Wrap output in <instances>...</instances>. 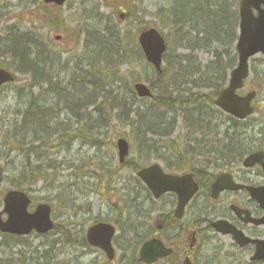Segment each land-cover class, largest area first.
<instances>
[{
    "label": "rangeland",
    "instance_id": "374dc122",
    "mask_svg": "<svg viewBox=\"0 0 264 264\" xmlns=\"http://www.w3.org/2000/svg\"><path fill=\"white\" fill-rule=\"evenodd\" d=\"M227 1L229 2V0ZM164 3L165 0H68L63 7L51 9L46 8L47 5L43 3V0H0V63L6 68L10 66V70L17 72L16 83L0 89V169L4 168L5 164H10L9 168H11L12 163H14L15 167L24 170L27 165L26 154L15 151L10 155L9 152L14 150V146L13 144L8 146L5 138H3V132L9 127L13 128L16 124L20 127L19 122L22 121L20 116L24 114L28 101H30L28 99L30 96L23 98L21 94L24 88L33 82L31 73L19 71L20 60L14 57V54H10L8 45L12 39L10 38L12 34H15V36L24 35L26 39H30L31 41L27 42L29 50L35 49L32 43L34 40L42 51L49 50L53 54H55L54 52L61 53V56H55V62L62 58V64L69 59L67 57L68 52L77 47L79 38L83 37L82 34L89 30L100 32V38L105 41L104 43H108L117 50L115 55L117 61L114 66H102L110 68L99 69V72L103 74L105 72L108 74L114 73L115 78L118 79L112 87L106 85L104 89L109 95L116 96L117 100L122 102L123 105L125 104L126 107L122 111L113 110L112 105H107L101 107L100 113L92 115V123L90 121L88 123L91 126L97 124V126L102 127L101 135L99 134L100 139L97 140L100 141L102 146L100 150L94 145H90L84 135L85 123L82 122L81 115L86 112L77 114L79 122H77L76 130L71 129L70 135H72V138L60 139L59 142H54L53 146L48 147V149L40 150L38 146L41 143L39 142L33 144V146L27 143L23 147L25 150L37 148L31 155L34 165H38L39 162L41 164L47 159L45 156L36 159L34 153L37 154L38 152L48 157V163H57L58 170L49 169L43 179L35 184L28 185V192L32 195L34 203L30 209L33 210L40 202L50 204L57 229L61 228L69 234L70 242L67 236H62L53 231L41 236L33 233L19 240L11 238L5 240L0 234V264H100L104 260V256L99 249L89 247L83 249L80 245L82 236L86 235L87 228L96 219L112 222L118 228V234L114 242L117 249V259L114 264H129L132 258L138 255L139 243L134 239L126 240L124 236L126 233H123V231H130L129 228L137 227V232L143 236L141 238L147 237L149 235L147 230L150 225L149 220L152 216L160 214L161 211L148 206V203L140 206L147 199V191L140 187L142 185L139 184L134 172L119 165V155L114 144L116 138L126 134L131 149L130 159L134 162V165L138 164L140 166L141 164L149 166V164L156 162L166 168L169 165L167 161L156 160V156H159V150L167 147L170 141L175 146H182L181 152H189L186 149L187 146L190 151L192 149V146L190 148L189 143L185 140L189 131L184 128L183 120H181V118L184 119L182 112L177 116V125L174 127V133L168 141L160 134L148 135L146 138L147 130L155 129L156 122L147 123L146 125L143 123V118L159 109L152 99L139 98L131 88L134 81H141L149 86L155 81L153 76L155 70L147 63L144 54L139 51L138 54L135 53V56L132 57L133 50H137L139 44L137 42L138 31L143 25L155 24L161 31H164L168 42L172 43L173 47L179 44L176 34L169 36V30H171L169 15L167 13H165V16L160 14L159 8ZM234 6V8H231V13L233 16H238V7ZM122 15L123 17H121ZM57 35L62 36L61 41L56 40ZM50 41H53V43L50 44ZM211 48L214 49V44ZM212 49H200L198 52L199 62L203 65L208 64L213 59ZM125 50L130 56L129 59L123 60L119 54L122 55V51ZM187 51L188 49L182 44L177 53L188 55L189 52ZM84 53L79 54L83 55ZM230 53L234 55L235 50H231ZM224 62L226 63V60ZM78 64L79 60L76 65ZM163 67L164 69L171 68L167 64V60ZM251 67L253 72L246 80L244 89L240 90L239 93L245 94L253 87L258 88L259 96L255 101L256 113L248 119L246 124L235 122L225 114L220 116L221 119L218 120V123L223 122L226 126L234 124L235 130L233 133L236 132V134H244L243 130L248 131L250 138L258 141L251 142L250 145L263 147L264 138L259 135V132L264 128V118L259 115V112L261 109L264 111V108H261V103H264V56L257 54L252 59ZM87 70L89 69L86 68ZM72 71L73 67L61 75L60 79L64 81L60 83L63 86L66 82V85L70 83L69 77L73 73ZM95 74V79L98 80L99 73ZM167 81L165 80V83ZM70 88L79 93L80 85L74 83L71 84ZM194 90V92H197L196 89ZM47 91L36 88L32 91V99L41 94L46 97L49 93ZM161 91L162 87L159 86L154 89L155 95L158 94L157 96L164 97ZM87 92L88 90L85 89L84 93L87 94ZM97 93H99V101L103 102V91ZM48 98L51 101L54 99V103L59 106V111H62L64 115H69L70 112L64 110L66 109L64 100H61V103L58 104V99L56 100L53 94H48ZM262 105L264 106V104ZM137 111L140 112L137 114ZM73 112L69 117L74 114ZM131 114L133 115L129 120L134 121L135 124L121 121ZM60 116L62 119L68 118ZM104 123L108 126H105ZM93 131L96 133L94 137L97 138L96 129ZM195 137L198 141L203 138L201 133H198ZM28 139H26V142H28ZM148 140L150 146L148 148L143 147L148 144L146 143ZM240 143L245 146L246 142L240 141ZM225 145L231 146L227 140ZM157 148L159 150L155 152L154 150ZM193 150L198 153L201 149L196 147ZM166 151L165 149L164 153L167 154L165 158L170 157L171 154ZM189 154V156L193 155L192 152H189ZM176 157H181V155ZM9 159L11 163L8 164L6 161ZM196 159L203 164L205 162L200 156ZM10 184L9 179L0 181V211L3 209V196L5 191L11 188ZM106 197H108V200ZM164 201H169V197H166ZM128 205L132 207V215L126 221L118 222L116 220L118 210H122ZM167 208L170 207L167 206ZM148 210L151 212H148ZM140 213H144V219H141L143 223L141 224L140 219L136 217ZM189 217L190 215L187 213L185 222L191 220ZM205 236L203 238L204 243L208 242ZM209 236L212 237L210 246L213 249L217 248V251H219L217 257L221 256L220 259L225 262L224 264H250V261H248L252 253L250 250L245 249L238 252L232 249V239L229 237L217 235L214 232H211ZM45 251H48V258L44 256ZM202 252L205 260L211 259L214 254L213 251L208 250V246H203ZM233 252L237 254L236 258L239 260H234ZM49 259L51 260L47 262ZM201 262L202 259L200 258L199 263L201 264ZM216 264H220L219 261Z\"/></svg>",
    "mask_w": 264,
    "mask_h": 264
},
{
    "label": "trees",
    "instance_id": "16d2710c",
    "mask_svg": "<svg viewBox=\"0 0 264 264\" xmlns=\"http://www.w3.org/2000/svg\"><path fill=\"white\" fill-rule=\"evenodd\" d=\"M233 3H235L234 5H236L238 3V0H229V2L227 0H165L164 5L159 8L161 15L165 16V13L169 15L170 25L172 29H175L176 34H178L176 35V38L180 42L184 43L185 47L190 48L194 51H199L200 49L210 50L212 49L211 46L213 44L214 46H222V51L218 53L217 56H215V60L212 61L211 64H209L205 69L202 67L201 63H197V61H192L194 62V64L190 62L191 65H188L189 62L187 61H180L178 63L179 65L177 70H180V74L184 79L190 81L191 78L194 77L195 79L192 80V83L198 88L208 86L213 87L212 93L208 96L204 95L203 93L197 94V96L207 98L206 105L209 107V115H202V118H204V122L203 120L199 121L198 119H195L193 115H200L201 111L198 110V108L193 110L191 118L195 119V122L192 123L191 126H193L194 129H203L204 127H210L213 121V117L217 113V110L213 107V100L221 87H223L227 75L225 69H223L224 64H222V59L224 53H230L229 51L232 50L237 36L238 17L233 16V14L231 13V8L234 7ZM187 20L189 21L188 25L193 26H187L186 29L182 25L179 26V24H184V22H187ZM178 31H182L185 38H181ZM10 38H12L8 45V49H10L11 52L10 54H14V56L18 60H20L19 71H27L31 73V75L33 76V82L36 78L45 77V75H47L51 70L50 68L55 65V61L51 56L49 60L38 58V51L40 50V48L34 40L32 41V43L35 49L32 48L31 50H29L27 42L31 40L26 39L24 35L15 36V34H12ZM104 42L105 41L100 39L99 45L103 47H105V45L110 46L108 45V43L105 44ZM116 53L117 51H115V54ZM168 59L169 57L167 55L165 60L168 61ZM218 64H222V66L219 67L216 71L217 73H222V76L218 80L219 84H217V81H215L209 74L211 70L213 73H216L215 71H213V68L217 67ZM97 72L99 73V79H95L93 81V84L94 89L97 88V90H102L104 93V101L102 102L101 107L112 105L113 110L126 109L125 104L123 105L122 102L117 100L116 96L109 95L106 89H104V86L106 85L109 87L111 86V83H109L110 74L106 72L105 74H103L102 72H99V70ZM168 72L173 71L171 70V68H167L164 70L163 74H167ZM180 74L178 73V75ZM80 76L81 75H79L77 78L70 79L71 81L68 87H70L71 84L76 83L80 85V88L78 89L79 92L81 94H85L84 91L86 86L80 83ZM160 81L163 82V79H161ZM97 84L100 85V88ZM161 85L163 89L162 94L166 98L172 86L168 83H162ZM68 87L63 85L59 86L58 84L54 88V91L51 92V94H53L54 98H56V100L58 99L57 101H59V98L62 95L61 90ZM176 91L179 90L176 89ZM46 96H48V94ZM177 96L179 97L181 96V94L179 93V95ZM35 98H31L30 101H28V106L24 114H22L21 116L22 121L19 122L20 127H18L16 124L13 128L9 127L8 129H6V131L3 132V138H5L6 144L8 146L13 144L14 146V150L10 151L9 154L11 155L17 150L22 152L24 155L26 154L27 165L24 170H21L20 168L18 169L14 166V164H12L13 166L11 168H7L3 174H1L2 169H0V181L9 179V182H11L12 185L19 188L28 187V185L39 182L40 179H43L45 177L44 175L47 171V169H44L42 166L34 165L32 163L31 155L33 154L34 150H25V148L23 147L26 146L27 143L28 145L31 144V146H33V144L40 142L41 145H39L38 148L42 150L44 149V147L47 149L48 147L53 146L52 144L54 142H59V137H61V140L65 138L68 139L70 137L72 138V135H70L71 128H66L65 125L62 124L59 120L61 113L58 111L56 117H54L53 119H49L46 122V117L43 112V110L45 109L35 102ZM184 102V99L181 98L176 104L180 106ZM155 104L156 106H161V104L157 100ZM187 118L189 117L185 116L186 121L188 120ZM77 122H79V120ZM27 138H29L28 142H26ZM26 151L28 152L26 153ZM34 156L36 157V159H40L44 156V154L38 152L37 154L34 153ZM21 175H25L27 178H22L19 180L18 178ZM45 253L47 254L48 251H45Z\"/></svg>",
    "mask_w": 264,
    "mask_h": 264
},
{
    "label": "bare ground",
    "instance_id": "6f19581e",
    "mask_svg": "<svg viewBox=\"0 0 264 264\" xmlns=\"http://www.w3.org/2000/svg\"><path fill=\"white\" fill-rule=\"evenodd\" d=\"M189 21L187 20V22H184V24H179L182 25L185 29L187 28V26H193V25H188ZM183 29V30H185ZM179 35L181 38H185L184 33H182V31H178ZM82 38L80 37L77 43V47L70 50L68 52L67 57H69L68 60H65L62 64L61 62L58 63L56 66L51 67L49 73L47 75H45V77L42 78H36L34 80V82H32L31 84H29L28 86H26L24 88V91L22 92L21 96L24 97H29L28 99H31L33 97V90H35L36 88H40L43 90H48V91H54V88L56 87V85H58V83H60L61 81H64L63 79H60L61 75L65 72H67L68 70H70V68L73 67V70H75V72L70 74V79L72 78H77L79 75H81L79 77L80 79V83H82L85 87V89L88 90V94H81L80 92H76L73 91L70 87L68 88H64L62 89V95L60 96V100H64L66 102V109L68 111H70L71 113L73 112L76 115H71L69 117V119H62L60 120V122L62 124L65 125L66 128L68 129H75L77 124V121L79 119V117L77 116V114H79L80 112H86L85 114L81 115L82 118V122L85 123V137L87 139V141L90 142V145H94V147H97V149H101L102 146L100 145V141H97L100 139V131L102 129V127L97 126V124H93V126H91L88 122L90 121L92 123V115L95 113H100L99 111L101 110V103L99 101V93H97L99 90L94 89V84L93 81L95 80L96 74H98L97 70H99L100 68H104L102 66H114V64L116 63V59L117 56H115V51H117L114 47L112 48L111 46H106L102 47L101 45H99V41H100V36L101 33L96 32V31H92L89 30L88 32L82 34ZM57 41H61L62 37H56ZM53 41H50V44H52ZM93 47H96L95 49ZM140 51V45H137V50H133V54L132 57H134L135 53ZM38 58L40 59H46L49 60L50 59V53L48 51H42L39 50L38 51ZM81 52H85L83 55H80ZM188 55H177V56H171L169 57L167 64L171 67V70L173 72H168L167 74H158L157 72L154 73V82L156 83H152V86L157 88V86L160 87V80L161 79H166L170 82V84L179 87V85H182L184 83V78L182 77V75L180 74V70L178 68V63L180 61H195L198 60V52L192 50V49H188ZM56 54H61L58 52H54ZM80 53V54H79ZM212 53V57L217 56L218 53H220V51L218 50V48L214 47V49L211 50ZM138 54V53H137ZM121 58H123V60L129 59L128 52L127 50L122 51V56L121 54H119ZM15 57V56H14ZM131 58V57H130ZM79 60V64L76 65L77 61ZM194 64V62H192ZM223 64V63H222ZM222 64H218L217 67L213 68V71H217L219 67L222 66ZM7 66V65H6ZM9 69L11 68L10 66L8 67ZM86 68L89 69L86 71ZM105 68H110V67H105ZM104 68V69H105ZM177 70V71H176ZM178 73L180 75H178ZM156 74V75H155ZM209 74L212 76V78L218 82L219 78L222 76L221 72H216L213 73L212 70L209 72ZM164 75V76H163ZM178 75V76H177ZM163 76V77H161ZM109 83H114L116 82L118 79L115 78V74L112 73L110 74L109 77ZM96 82V81H95ZM97 83V82H96ZM98 87L100 88V85L97 84ZM98 88V89H99ZM90 90V92H89ZM203 94L208 96L212 93L213 91V87L208 86V87H204L203 88ZM179 94L178 91H176V89H171L168 92V96L165 97H161V96H157V101L161 104L160 106V110L162 111H156L155 113L151 112L150 115H147L146 118H143V123L147 125V123H152V122H156V129L162 128V127H166L169 125V123L171 122L172 127L174 128L177 125V116L180 112H184L185 114H191L193 113V110L199 108L200 106H202V104H204L207 100V98H202V96H191L190 99L186 100L182 105L178 106L176 103V96ZM104 99V96H103ZM35 102L42 106L45 110H43L44 114H45V120L46 122L49 119H53L54 117L57 116L58 113V108L59 106L56 105V103H54V99L49 100L48 96L46 97H41V98H35L34 99ZM104 101V100H103ZM53 103L51 106L50 104ZM93 109H92V108ZM92 109V110H91ZM55 110V111H54ZM91 110V111H90ZM184 110V111H183ZM124 111V110H122ZM137 111L136 113L138 114ZM133 114H131L130 116L127 115L125 119H122V122L128 121L129 124H133L134 121H130V117ZM259 115L262 116V118H264V111L260 110ZM129 116V117H128ZM141 117V116H140ZM143 117V116H142ZM249 118H247V120L241 122V124H246ZM149 121V122H147ZM135 124V123H134ZM105 126H108L106 123H104ZM103 125V126H104ZM248 127V125H247ZM96 129L97 131V135L98 137L95 138L94 135L96 134L93 130ZM243 132H245V130H243ZM158 133V131L151 129V130H147V135L145 136L147 138L148 135H156ZM100 134V135H99ZM144 137V138H145ZM263 138H264V132H263ZM125 140L127 141V143L129 144V140L128 137L125 135H120L116 138L115 140V145L117 147V153L119 151L118 149V141L119 140ZM146 145H144L143 147L148 148V146H150L149 140L146 141ZM165 149L167 150V153H170L171 156L165 158V155H167L165 152ZM177 152V148L174 146L173 142L170 141V144L165 147L162 148L161 150H159L158 154L159 156H157V158H163L165 161H170L171 158L176 155ZM201 153L204 154L203 150H200ZM47 159L48 157L46 155H44ZM223 157H224V152H223ZM47 159L45 161H43V163L40 164V162L38 163V165L42 166L44 169H57L58 167L56 166V162L52 163V162H47ZM10 160V159H9ZM6 161L9 163H11L10 161ZM53 160V159H52ZM207 163V168L205 171H200L197 170L195 172V174H197V177H199V179H201L202 181L205 182V180L209 179L211 176H216L217 172L215 171V168L213 166V163L210 160H206ZM63 164V163H61ZM101 165V163H100ZM10 164L7 165L5 164V167L2 168V173L3 174L5 172V170L7 168H9ZM138 167H140V165L135 164V165H127V168L130 169L132 172L136 171L138 169ZM176 167H179L178 162H176ZM58 170V169H57ZM143 170V168H141V171ZM22 178H27L25 175H21L19 176V180ZM27 181V180H26ZM141 184V183H139ZM142 186H140L142 189L146 190V187H144L143 184H141ZM139 187V186H137ZM166 197H169V201H164V199ZM108 200V197H106ZM146 200L144 202H142L140 204V206H143L144 204L148 203V206L151 207H156L158 209H162L165 208L167 206H169L172 202V197H171V193L170 192H166L164 194H162L160 197H154L151 193H149L147 191V196H146ZM209 199H207L206 201L203 200L200 202V204H206L209 203ZM139 206V207H140ZM132 207H130L129 205L127 207H125L124 209H120L118 210V214L116 215L117 218L116 220L119 222H123L126 221L130 215H132V211L131 210ZM213 217H216V213L215 211L211 210L210 213ZM133 217V216H132ZM137 218L140 219V224L143 223V221L141 220L143 218V214H137L136 216ZM144 219V218H143ZM153 217H151L150 221V225H149V229L148 232H151L150 234H153V231H151L152 226H153ZM99 219H96V221L93 224H96V222H98ZM140 227V226H139ZM53 232H58V234L60 235H65L63 233V230L61 228L58 229H54ZM211 232H214L213 230H208L206 232V239L208 240L207 243L210 244L211 242V238L209 235L211 234ZM67 236V235H65ZM142 235L139 234V232L135 235L132 236L131 239H134L136 241L141 240ZM67 238H69L67 236ZM5 240H7L6 238H4ZM81 248L85 249V248H90L89 245H85L84 243L80 244ZM216 248V247H215ZM54 251L56 250L55 248L53 249ZM214 255V254H213ZM46 258H48V255L45 254L44 255ZM140 259V256H134V258H132V260L129 262V264L134 263L136 261H138ZM51 259H49L47 262H49Z\"/></svg>",
    "mask_w": 264,
    "mask_h": 264
},
{
    "label": "water",
    "instance_id": "95a60500",
    "mask_svg": "<svg viewBox=\"0 0 264 264\" xmlns=\"http://www.w3.org/2000/svg\"><path fill=\"white\" fill-rule=\"evenodd\" d=\"M66 0H45L46 3H57L63 5ZM264 0H242L241 3V37L237 49L240 52V65L234 70L231 80V86L223 91L220 98L216 101V104L228 112L236 115L240 118L247 117V114L252 112V108L249 105L250 101L254 98L253 93H250L246 98L239 97L234 91L243 85L242 81L247 76L248 61L247 59L254 55L258 51L264 52ZM253 7L259 10L258 17H255L252 13ZM139 42L143 47V51L147 56L149 62L152 63L159 71H161L162 56L166 50V44L163 37L157 30L148 29L144 30L139 38ZM14 80L13 74L0 67V87L5 83L12 82ZM138 95L141 97L152 96L151 89L142 83H136L134 85ZM118 155H120V162H124L129 151V144L127 141L121 139L118 141ZM255 156L250 157L247 161L251 160L254 164L256 160L252 161ZM139 176L147 183L148 187H151L156 197H159L161 193L174 189V186H167L164 183L167 176L163 175L158 165L151 166L147 169H143L139 172ZM168 178V177H167ZM180 188L176 190L181 193L180 207H183L194 194L191 191L189 195L185 194V184L179 185ZM217 189L221 190L225 186H221L216 183ZM252 193H256L252 191ZM31 200L26 193L20 190H10L4 199L5 209L0 213V229L5 233L28 235L33 230L38 233H46L54 227L51 219V208L48 204L41 203L34 212L28 211ZM9 215L6 221L3 220L2 214ZM113 228L110 225L98 224L89 230V241L93 245L101 246L110 258H114V251L111 244V238L113 236ZM96 233L102 235V239L96 237ZM103 233V234H102ZM105 234V235H104ZM104 235V236H103ZM153 241L145 244L141 250L143 260L152 262L155 257L151 254ZM264 257L262 254L260 257ZM259 258V256H257Z\"/></svg>",
    "mask_w": 264,
    "mask_h": 264
},
{
    "label": "flooded vegetation",
    "instance_id": "af4514ba",
    "mask_svg": "<svg viewBox=\"0 0 264 264\" xmlns=\"http://www.w3.org/2000/svg\"><path fill=\"white\" fill-rule=\"evenodd\" d=\"M225 154V153H224ZM224 156L225 169L221 173L226 174V184L230 182L228 174L232 176V180L236 183H240L246 186H262L264 185V171L261 166H253L246 168L243 165V161L240 159H231ZM194 179L199 185V192L195 195V198L188 204L192 208H196L199 213L210 214L211 210L215 211L217 219L222 218L230 221V223L243 231V233L255 239L264 238V225H256L254 222H247V218L253 217L260 219L264 215L263 208L258 205L256 200L249 194L247 189L231 190L221 192L217 200H213L211 196L212 184L216 180V177L211 176L209 179L202 181L194 173ZM172 200L170 204V210L165 213L164 217L159 220L153 221L151 231L153 234L149 239L158 238L161 242H164L165 246L171 249V254L157 259L153 264H183L187 257H189L193 264H198L199 251L194 246H191V239L193 233L199 238V235L203 232V229H212L211 220L202 221L201 218L196 219L193 224L187 228L186 223L182 224L180 220L175 218L176 206L178 204V197L172 193ZM209 199V203L200 204L201 201ZM201 208V209H199ZM236 208V209H235ZM197 217V216H196ZM161 220V221H160ZM206 220V219H205ZM231 239L233 235L231 234ZM237 247V245L233 244ZM243 248L254 249L255 245H248ZM241 248V249H243Z\"/></svg>",
    "mask_w": 264,
    "mask_h": 264
}]
</instances>
